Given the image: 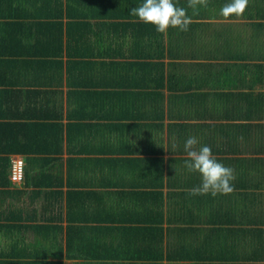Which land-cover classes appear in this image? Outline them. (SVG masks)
Listing matches in <instances>:
<instances>
[{
    "label": "trees",
    "instance_id": "trees-1",
    "mask_svg": "<svg viewBox=\"0 0 264 264\" xmlns=\"http://www.w3.org/2000/svg\"><path fill=\"white\" fill-rule=\"evenodd\" d=\"M257 1L249 0L245 14L254 13ZM230 2L209 0L207 8L201 7L194 14L187 8L188 0H174L178 7L187 8L192 22L187 31L169 28L162 34L155 26L129 15L142 0H0V186L14 185L11 163L19 155L24 158L23 181L34 187L33 194L41 195L36 188L49 185L45 174L63 163L66 152L67 185L75 181L71 165L77 163L84 171L88 168L90 184L97 174L94 166L114 164L118 174L128 176L129 172L131 179L155 189V195L161 196L167 186L171 201L173 196L180 197L177 210L188 215L215 203L212 200L218 195L232 202L241 198L244 211H224V216L213 223L216 229L227 230L228 239L240 222L252 224L244 236L256 239V246L260 244L255 258L256 263L262 262L264 210L261 205L256 207V198L264 203V158L214 155L218 162L234 169L238 179L232 183L234 190L240 191L216 196L189 194L200 185L201 177L184 167L187 157L182 146L190 133L216 132L219 128L184 121L197 115L200 108L178 106L193 96L180 92L195 87L189 82L190 75L182 73L183 64L169 59L182 57L191 47L196 55L194 46L205 35L204 16L211 13L210 8L213 11ZM252 31L247 49L254 52L243 56L250 63L238 67L235 82L248 89L255 88L264 77V22L252 23ZM221 75L219 78L224 79ZM205 95L208 100H256L252 92ZM97 154H108V158L103 161ZM53 180L57 188L54 193L61 194L62 171ZM154 205L152 210L156 211L159 204ZM162 213L161 205L148 227L158 234L145 235L142 243L134 235L138 234L137 225L116 227V250L111 254L97 249L104 242L99 229L96 235L84 231L73 235L71 231L77 226H72L66 229L67 235L55 236L52 246H43V251L0 253V264H65L66 259L85 260L74 264H93L109 256L117 264H145L148 260V264H161L169 258L168 251L160 247L162 233L164 240ZM50 255L58 257L49 259Z\"/></svg>",
    "mask_w": 264,
    "mask_h": 264
},
{
    "label": "crops",
    "instance_id": "crops-1",
    "mask_svg": "<svg viewBox=\"0 0 264 264\" xmlns=\"http://www.w3.org/2000/svg\"><path fill=\"white\" fill-rule=\"evenodd\" d=\"M257 3L253 14L248 12L241 17L232 16L228 19L219 15L220 7L213 8V11L210 8L211 13L203 19L206 23L205 35L194 46L196 55L191 47L182 57L169 58L172 59L171 62L183 64L182 73L190 75L189 82L195 87V90L180 92L183 95L193 93V96L189 97L190 102L184 101L178 106L194 105L200 108L197 115H192V118L188 117L184 121L216 124L219 130L224 131L198 132L189 135L197 137L200 146H209L213 155L223 158L248 156L264 158V77L253 89H248L239 82L235 83L239 77L236 71L238 67L241 68L243 64L250 63L243 56L245 53L250 55L254 52L253 49L251 51L250 48L247 49L253 37L252 23L264 22V0ZM235 28L237 31L240 30L241 41L237 31L230 33ZM246 39L249 41H245ZM221 74L225 77L224 79L219 78ZM198 77H201L206 85L205 89L201 87ZM207 92L216 95L252 92L256 95V100L245 103L224 100L222 97L208 100L205 95ZM202 94L203 97H201ZM247 108L248 110H243ZM97 155L103 161L108 158V154ZM68 156L64 152L63 163L54 171L45 174L49 185L36 188L42 192L41 195L33 194L34 187L29 186L25 181L18 185L0 186L1 254L19 249L34 254L37 251H43V246H52L54 237L67 235L66 229L72 226H77L75 231H71L73 235H77L80 231L96 235L95 231L99 229L104 242L102 247L97 246V249L107 253L110 251L109 254H111L116 250L114 243L116 227L137 225L139 230L136 229L135 233L138 234L134 235L139 237L141 243L145 235L158 234L157 231H152L148 227L151 226L152 221H155L159 206L162 205L164 214L162 213L163 220L160 226L164 229V240L162 233L160 247L163 251L164 249L168 251L169 258L161 260V264H264V259L256 263V247L260 244L256 246V239L249 235L244 236L245 229L252 228V224L246 225L240 222L235 232L233 230L229 232L230 239H228L227 230L222 232L216 229L217 226L213 223L219 216H224L221 214L224 211L229 210L236 214L244 211L243 199L232 202L218 195L212 200L215 203L206 204L202 211L198 209L192 215H188L177 210L180 197L173 196L171 201L167 186L161 190V196L155 195V189L145 187L146 182L131 179L129 172L125 171L128 176L118 174L119 169L114 164L94 166L93 169L97 174L92 176L96 178L90 184L88 168L84 171L77 163L71 165L73 173L71 178L75 181L67 185V180L70 182L66 164ZM165 156L169 154L166 153ZM60 171H62L64 183L59 184L61 194H55L54 191L57 188L53 185L55 182L53 177L57 178ZM235 179L237 180L238 176H235ZM235 191L239 192L240 189L233 192ZM257 192L261 190L258 189ZM89 193L91 194L88 195ZM257 198L256 207L261 205L264 210L262 205L264 203H260V199ZM154 204H159L156 211L152 210ZM198 213L202 216H196ZM35 218L38 219L33 220ZM37 227L41 229L35 230ZM143 248L146 250V246ZM199 255L202 257L198 258ZM57 257L50 255L49 259ZM107 259L111 260V257ZM108 260L97 261L96 259L93 264H117L118 262ZM81 261L85 262L83 259H66L65 264ZM148 261L144 263L148 264Z\"/></svg>",
    "mask_w": 264,
    "mask_h": 264
},
{
    "label": "clouds",
    "instance_id": "clouds-1",
    "mask_svg": "<svg viewBox=\"0 0 264 264\" xmlns=\"http://www.w3.org/2000/svg\"><path fill=\"white\" fill-rule=\"evenodd\" d=\"M249 0H231L223 5L219 15L225 19L232 16L241 17L246 11ZM209 0H188L187 8L193 9L194 14L199 8H207ZM187 8L178 7L174 0H142V3L130 9L129 15L137 17L145 24L155 26L159 33H166L169 28L187 31L192 22ZM177 147L176 143L172 145ZM183 150L186 153L184 167L201 177L199 186L190 191V195L217 194L228 195L234 191V169L217 161L209 146H200L195 136H189Z\"/></svg>",
    "mask_w": 264,
    "mask_h": 264
},
{
    "label": "built area",
    "instance_id": "built-area-1",
    "mask_svg": "<svg viewBox=\"0 0 264 264\" xmlns=\"http://www.w3.org/2000/svg\"><path fill=\"white\" fill-rule=\"evenodd\" d=\"M25 174L23 156H14L11 163V180L14 184H19L23 181Z\"/></svg>",
    "mask_w": 264,
    "mask_h": 264
},
{
    "label": "rangeland",
    "instance_id": "rangeland-1",
    "mask_svg": "<svg viewBox=\"0 0 264 264\" xmlns=\"http://www.w3.org/2000/svg\"><path fill=\"white\" fill-rule=\"evenodd\" d=\"M233 31L236 33L237 28H235L234 30H231L230 33H232ZM237 32H238L237 36H238V38H240V30H238ZM240 41H241V38H240ZM245 41H249V39H246ZM222 42H224L223 37H222Z\"/></svg>",
    "mask_w": 264,
    "mask_h": 264
}]
</instances>
